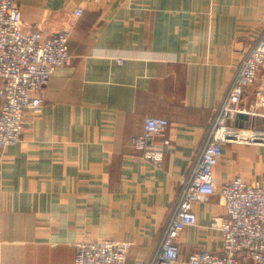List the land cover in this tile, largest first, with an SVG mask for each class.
Here are the masks:
<instances>
[{"label":"crops","instance_id":"0c3cea01","mask_svg":"<svg viewBox=\"0 0 264 264\" xmlns=\"http://www.w3.org/2000/svg\"><path fill=\"white\" fill-rule=\"evenodd\" d=\"M15 1L25 31L68 35L72 60L44 88L42 111L27 113L21 141L0 150V264H73L83 240L129 242V263L149 264L215 111L264 37V0ZM242 108L230 125L264 130L263 74ZM147 117L169 122L159 164L134 147ZM235 176L264 187V146L224 145L216 188ZM194 211L178 264L222 250L209 229L222 198Z\"/></svg>","mask_w":264,"mask_h":264},{"label":"built area","instance_id":"2783aa9c","mask_svg":"<svg viewBox=\"0 0 264 264\" xmlns=\"http://www.w3.org/2000/svg\"><path fill=\"white\" fill-rule=\"evenodd\" d=\"M110 3L113 0H88ZM82 8L74 10L80 17ZM68 35L56 32L49 36L40 31L27 32L15 0H0V150L17 145L27 123V113L39 114L43 108V90L53 74L70 65ZM120 61V60H119ZM264 75V37L240 62L225 98L214 113L206 141L163 232L149 264H178L180 234L197 225L194 206L218 195L225 214L212 219L209 229L220 235L221 252H193L187 264H264V187L235 176L216 188L214 169L223 155L225 144L264 146V130H245L230 125L242 108L244 95ZM258 91L257 95L260 96ZM264 117V115H263ZM169 126L163 118L147 117L143 131L134 138V147L145 160L161 163L169 141L159 142ZM129 242L79 241L74 244L73 264H130Z\"/></svg>","mask_w":264,"mask_h":264}]
</instances>
